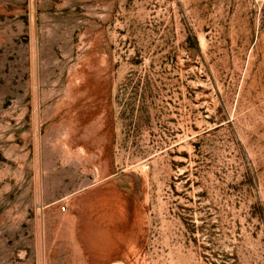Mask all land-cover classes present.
I'll list each match as a JSON object with an SVG mask.
<instances>
[{
	"label": "rangeland",
	"instance_id": "obj_1",
	"mask_svg": "<svg viewBox=\"0 0 264 264\" xmlns=\"http://www.w3.org/2000/svg\"><path fill=\"white\" fill-rule=\"evenodd\" d=\"M0 264H264V0H0Z\"/></svg>",
	"mask_w": 264,
	"mask_h": 264
},
{
	"label": "built area",
	"instance_id": "obj_2",
	"mask_svg": "<svg viewBox=\"0 0 264 264\" xmlns=\"http://www.w3.org/2000/svg\"><path fill=\"white\" fill-rule=\"evenodd\" d=\"M253 1H256V0H253Z\"/></svg>",
	"mask_w": 264,
	"mask_h": 264
}]
</instances>
